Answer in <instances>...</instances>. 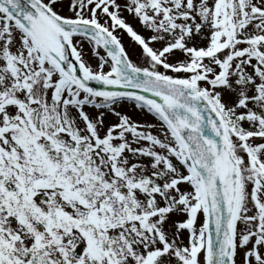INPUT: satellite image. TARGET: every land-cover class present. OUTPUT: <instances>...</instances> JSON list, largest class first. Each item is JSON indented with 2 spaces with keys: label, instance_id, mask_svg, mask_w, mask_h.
Returning a JSON list of instances; mask_svg holds the SVG:
<instances>
[{
  "label": "snow or ice",
  "instance_id": "obj_1",
  "mask_svg": "<svg viewBox=\"0 0 264 264\" xmlns=\"http://www.w3.org/2000/svg\"><path fill=\"white\" fill-rule=\"evenodd\" d=\"M0 264H264V0H0Z\"/></svg>",
  "mask_w": 264,
  "mask_h": 264
}]
</instances>
